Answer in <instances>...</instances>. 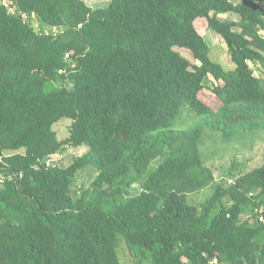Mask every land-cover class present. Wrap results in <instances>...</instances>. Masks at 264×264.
<instances>
[{"label":"trees","instance_id":"trees-1","mask_svg":"<svg viewBox=\"0 0 264 264\" xmlns=\"http://www.w3.org/2000/svg\"><path fill=\"white\" fill-rule=\"evenodd\" d=\"M199 18L230 64L213 60ZM257 62L264 0H0V264H124V247L139 264H264ZM210 75L218 108L201 97ZM207 131L256 134L262 164L218 180ZM81 146L71 164H46ZM89 168L92 183L76 187Z\"/></svg>","mask_w":264,"mask_h":264},{"label":"rangeland","instance_id":"rangeland-1","mask_svg":"<svg viewBox=\"0 0 264 264\" xmlns=\"http://www.w3.org/2000/svg\"><path fill=\"white\" fill-rule=\"evenodd\" d=\"M89 5L93 7H101L110 3L111 0H85ZM239 1V0H234ZM12 12H16L15 9H11ZM26 17V15H25ZM222 19H234L240 20V16L234 13H227L221 15ZM34 24L37 29L43 30L45 32L58 33L61 31L58 27H44L38 21L36 17H33ZM196 27L199 32L205 37L209 45L212 47L211 57L213 60L220 62L226 61L230 64L231 56L228 50V45L225 39L218 33H216L209 25L207 18H199L196 20ZM175 49L179 51L182 55L188 58L193 63H198L194 58V55L191 50L176 46ZM252 68L255 69L257 76H260L264 79V66L260 63H251ZM206 88L203 90L201 97L208 103L212 104L215 108L220 106V101L215 96L212 91V88L215 86L216 81L213 76L210 75L206 79ZM72 120L64 118L61 121L57 122L54 125V129L57 131L60 139H65L70 134ZM86 146L81 147H68L64 151H61L53 156L54 163L62 164L67 166L71 164L75 158L81 156L87 151ZM11 151H7L10 153ZM202 152L206 159V163L213 167L216 177L218 180H229L234 178L233 176H228L230 169H233V173L239 174L262 164L263 162V142L256 134L249 135L238 141L228 142L225 141L220 133L207 131L205 133ZM95 177L94 169H87L77 179L76 187L81 188L89 186ZM208 195V192L202 194L201 198H205ZM264 210V206L262 208ZM120 251V250H119ZM122 260L124 264H139V257L130 253L127 248H123L122 251ZM141 264H149L148 262H143Z\"/></svg>","mask_w":264,"mask_h":264},{"label":"built area","instance_id":"built-area-1","mask_svg":"<svg viewBox=\"0 0 264 264\" xmlns=\"http://www.w3.org/2000/svg\"><path fill=\"white\" fill-rule=\"evenodd\" d=\"M68 56H69V54H68ZM53 161H54V158H49L46 160V164L51 165V164H53ZM38 168H40V166H38Z\"/></svg>","mask_w":264,"mask_h":264}]
</instances>
